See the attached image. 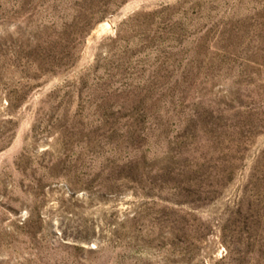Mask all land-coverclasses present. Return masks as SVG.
Instances as JSON below:
<instances>
[{
  "label": "rangeland",
  "instance_id": "rangeland-1",
  "mask_svg": "<svg viewBox=\"0 0 264 264\" xmlns=\"http://www.w3.org/2000/svg\"><path fill=\"white\" fill-rule=\"evenodd\" d=\"M0 264H264V0H0Z\"/></svg>",
  "mask_w": 264,
  "mask_h": 264
}]
</instances>
